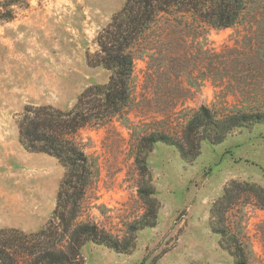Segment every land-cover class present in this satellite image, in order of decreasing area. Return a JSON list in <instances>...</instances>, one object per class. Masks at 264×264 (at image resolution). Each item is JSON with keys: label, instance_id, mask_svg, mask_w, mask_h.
Segmentation results:
<instances>
[{"label": "rangeland", "instance_id": "obj_1", "mask_svg": "<svg viewBox=\"0 0 264 264\" xmlns=\"http://www.w3.org/2000/svg\"><path fill=\"white\" fill-rule=\"evenodd\" d=\"M126 2L24 0L13 8L12 21H0V230L35 233L54 221L65 169L49 155L28 151L19 125L26 109L69 111L89 87L109 83L111 72L91 66L90 58L100 52L99 37ZM255 24L250 13L234 28L211 30L193 55L201 59L208 49L248 45ZM134 54L135 102L128 115L83 127L73 137L97 170L76 222L97 226L121 242L124 252L86 243L76 263L234 264L211 230L210 210L233 181L264 187V123L237 130L221 144L203 143L190 163L174 147L157 144L147 158L148 171L142 170L136 157L144 136L153 131L180 136L193 109L206 105L222 112L238 103L230 96L226 104L219 88L201 81V61L183 82L170 81L156 73L151 78L150 58ZM180 96L177 114L169 115L168 101ZM240 202L255 251L251 264H264V211L249 193H241ZM62 240L66 249L68 239ZM15 258L26 261L22 254Z\"/></svg>", "mask_w": 264, "mask_h": 264}, {"label": "trees", "instance_id": "obj_2", "mask_svg": "<svg viewBox=\"0 0 264 264\" xmlns=\"http://www.w3.org/2000/svg\"><path fill=\"white\" fill-rule=\"evenodd\" d=\"M23 2L0 0V21H12L13 8ZM250 13L257 28L251 43L226 46L222 51L208 49L202 52L201 59L193 55L200 48L199 40L211 30L234 28ZM98 44L100 52L90 58V65L109 70V83L89 87L72 110L38 106L26 109L20 122L23 146L32 153L57 159L65 176L53 222L35 233L0 230V264H78L76 259L86 243L124 252L121 242L97 226L76 222L97 170L73 137L83 127L104 126L116 117L128 115L135 102L134 50L139 57L150 58L151 78L156 73L160 78L183 82V76L193 72L192 66L201 61V81H210L219 88L226 104L230 96L238 103L237 108L222 112L206 105L193 109L180 136L158 131L144 136L136 157L142 170L148 171L147 158L157 144L174 147L190 163L200 156L203 143L221 144L237 130L264 123V0H127ZM154 94L159 96L161 88ZM181 98L168 101L173 109L169 115L177 114ZM243 192L249 193L264 211V187L237 181L226 187L210 210L211 230L220 237L221 249L229 253L234 264H251L255 257L244 227L245 205L240 202ZM141 197L147 199L143 191ZM235 209V221L231 222L229 215ZM145 226L151 225L142 228ZM64 238L68 239L66 249L59 244ZM20 254L26 256L23 263L15 258Z\"/></svg>", "mask_w": 264, "mask_h": 264}]
</instances>
